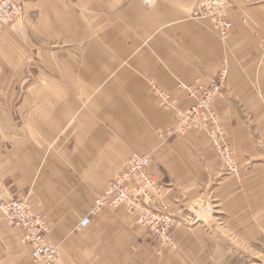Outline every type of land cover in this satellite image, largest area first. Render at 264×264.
<instances>
[{
  "label": "crops",
  "instance_id": "obj_1",
  "mask_svg": "<svg viewBox=\"0 0 264 264\" xmlns=\"http://www.w3.org/2000/svg\"><path fill=\"white\" fill-rule=\"evenodd\" d=\"M15 1L26 13L0 36V100L21 102H0V193L33 189L61 247L58 264H194L210 258L212 229L264 226V0H231L226 41L211 22L192 19L199 0ZM223 67L224 95L212 107L236 152L235 174L203 133L160 141L175 113L149 86L184 110L191 101L178 81L211 82ZM151 152L150 171L179 223L176 250L159 247L123 210L79 232L130 157ZM0 264H32L21 230L2 219Z\"/></svg>",
  "mask_w": 264,
  "mask_h": 264
},
{
  "label": "built area",
  "instance_id": "obj_2",
  "mask_svg": "<svg viewBox=\"0 0 264 264\" xmlns=\"http://www.w3.org/2000/svg\"><path fill=\"white\" fill-rule=\"evenodd\" d=\"M231 0H199L193 12V19L209 21L223 41L233 30L227 13ZM24 5L15 0H0V35L24 17ZM260 47L264 50V38ZM227 78L223 68L211 82L198 80L192 86H184L191 106L177 110V120L168 132L169 137L183 136L189 131L206 133L219 146L224 160L230 169L236 170L233 152L226 143L220 118L212 109L213 102L223 95L222 85ZM156 89V88H154ZM167 109H173L175 102L162 90H156ZM152 156H133L124 169L109 183L95 200L94 206L79 223L78 229L89 228L94 219L106 210H124L137 224L155 236L163 246L171 247L174 239L171 231L177 221L172 215L171 206L160 200L162 186L151 174ZM0 213L8 225L22 232V241L31 251L34 264H57L60 258L59 247L50 241V222L47 216L35 212L26 200L7 199L0 193ZM210 213V212H209Z\"/></svg>",
  "mask_w": 264,
  "mask_h": 264
},
{
  "label": "rangeland",
  "instance_id": "obj_3",
  "mask_svg": "<svg viewBox=\"0 0 264 264\" xmlns=\"http://www.w3.org/2000/svg\"><path fill=\"white\" fill-rule=\"evenodd\" d=\"M23 4V3H22ZM24 5V4H23ZM197 6V5H196ZM25 8V6H24ZM196 8V7H195ZM25 13H26V9H25ZM25 13H24V16H25ZM24 18V17H23ZM22 18V19H23ZM21 19V20H22ZM192 19H193V14H192ZM1 36V35H0ZM264 37L260 38V41H259V47H260V44H261V40L263 39ZM260 49L264 52V50L260 47ZM224 68V67H223ZM222 68V69H223ZM221 69V70H222ZM220 70V71H221ZM219 71V72H220ZM219 75V73H218ZM227 77H228V70H227ZM217 78V77H216ZM215 78V79H216ZM198 80H201V79H198ZM197 80V81H198ZM226 81H227V78L224 82V84L222 85V91H223V95H224V86L226 84ZM196 83V81H195ZM194 83V84H195ZM193 84V85H194ZM182 85L188 87V86H192V85H185L184 83L178 81V88L180 90H183L187 93V91L182 88ZM149 86H150V91L152 92L153 96L156 97L157 99V104L158 106L163 109V110H169V111H174L175 113V117L173 118L172 122L163 130L161 131H158V138L160 139V141H163L164 143L166 142H169V141H172L173 139H177L179 137H183V136H173V137H169L168 136V132H170L169 130L171 129V127L175 124L176 120H177V110H182V109H179L177 107V103L176 101L173 99V97L166 91L164 90L163 88H161L159 85H157L155 82H152L150 81L149 82ZM156 88V89H154ZM162 90L164 91V93H166L168 96H169V100L172 101V102H175V106L173 109H167L164 105V101L161 99L162 97L160 95H157V92L156 90ZM23 91L22 88L21 89H16V91ZM25 90V89H24ZM188 95V93H187ZM222 95V96H223ZM221 96V97H222ZM189 98V97H188ZM218 99V98H217ZM22 100V99H21ZM190 100V99H189ZM1 103H4V102H8V104H10V107H13V108H16L17 106V103L18 102H21L19 101L18 99L14 98L13 100H0ZM0 103V105H2ZM192 103V102H191ZM214 103V102H213ZM191 106V105H190ZM213 106V104H212ZM188 109V108H187ZM213 109V107H212ZM186 110V109H184ZM218 115V114H217ZM219 116V115H218ZM220 118V116H219ZM220 125L222 127V123H221V118H220ZM223 129V127H222ZM200 132V133H203L204 135H206L210 141L212 142V145H213V148L215 150V152L217 153L222 165L224 166V169L225 171L229 174H235L238 169H239V165L236 161V152L233 148V146L231 145V143L228 141V138H227V135L224 131V134H225V139H226V143L229 145V147L231 148V151L233 152V159H234V165L236 167V170H232L230 169V165L224 160L222 154H221V150L219 149V146L213 141V139H211L206 133L202 132V131H199V130H192V131H189L187 134L191 133V132ZM186 134V135H187ZM152 156V152L151 153H148ZM148 154H145V155H148ZM133 156H141V155H138V154H134L132 155L130 158H132ZM124 169V168H123ZM151 172V171H150ZM152 174V173H151ZM154 176V175H153ZM155 177V176H154ZM156 178V177H155ZM157 179V178H156ZM158 180V179H157ZM158 182L160 183V181L158 180ZM109 185V184H108ZM107 185V186H108ZM160 185L162 186L163 190H162V194L160 196V200L167 203L165 200H164V187L163 185L160 183ZM107 188V187H106ZM32 188H28V190L26 191V193H20V194H17L13 197H11L10 199H21V200H26L29 205L31 206V208L39 213V214H42V215H45L48 217L49 219V216H48V212H44V211H41L37 208V204H38V201H37V196H35L32 192ZM1 192V191H0ZM3 195V194H2ZM100 195V194H99ZM4 196V195H3ZM5 197V196H4ZM98 197V195L96 196V198ZM7 198V197H5ZM8 199V198H7ZM96 200V199H95ZM95 203V202H94ZM169 204V203H168ZM94 206V205H93ZM171 206V205H170ZM203 206V207H202ZM37 209L39 211H37ZM92 209V208H91ZM117 210H121V209H117ZM124 211V210H123ZM125 212V211H124ZM201 212H204L205 214H207L208 216H211L212 215V212L211 210L207 209V208H204V205L201 204ZM210 212V213H209ZM126 213V212H125ZM127 214V213H126ZM128 215V214H127ZM197 216L194 217V220L198 221L200 219V214H196ZM87 216V215H86ZM85 216V217H86ZM129 216V215H128ZM99 217V216H98ZM131 217V216H129ZM0 219L4 220L6 223L7 221L5 220V218L3 217V215L0 213ZM83 219V218H82ZM81 219V220H82ZM96 219V218H95ZM94 219V220H95ZM131 219L133 220V222H135V225L138 226L140 229H143L145 230L146 232V235H148L157 245H159V247H161L162 249L164 250H176L177 248V244H176V239L174 237V230L178 227V222L176 224V226L173 228V230L171 231L172 233V237L174 239V245L171 246V247H167V246H163L162 243L160 242V240H158L155 236H153L150 232H148L146 229L140 227L136 220L131 217ZM80 220V222H81ZM49 222H50V219H49ZM263 225L264 224V220H260L259 222V225ZM8 225V223H7ZM9 226V225H8ZM10 227V226H9ZM51 228V227H50ZM88 229V228H87ZM83 230H86V229H83ZM83 230H79L78 231H83ZM77 231V232H78ZM51 234V233H50ZM211 235H213V240H212V243H210L209 245V248H210V258L208 260H203V259H198V260H194L193 263L194 264H264V226H259V227H255V228H244V229H239V228H232V229H228V228H224V227H220V228H217V229H212V232L210 233ZM50 241L55 244L51 238H50ZM56 246L59 247V250H60V256H62V252H61V247L60 245L58 244H55ZM30 249V248H29ZM31 253V251H30ZM32 260V259H31ZM60 261V259H59ZM58 261V263H59ZM57 263V264H58ZM32 264L33 261H32Z\"/></svg>",
  "mask_w": 264,
  "mask_h": 264
},
{
  "label": "bare ground",
  "instance_id": "obj_4",
  "mask_svg": "<svg viewBox=\"0 0 264 264\" xmlns=\"http://www.w3.org/2000/svg\"><path fill=\"white\" fill-rule=\"evenodd\" d=\"M60 259V258H59Z\"/></svg>",
  "mask_w": 264,
  "mask_h": 264
}]
</instances>
